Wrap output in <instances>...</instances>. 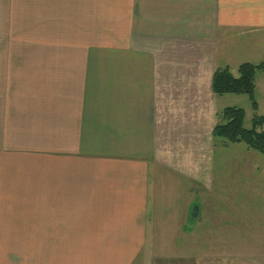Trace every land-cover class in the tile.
<instances>
[{"label": "crops", "instance_id": "obj_1", "mask_svg": "<svg viewBox=\"0 0 264 264\" xmlns=\"http://www.w3.org/2000/svg\"><path fill=\"white\" fill-rule=\"evenodd\" d=\"M0 42V264H223L211 81L264 63V0H0Z\"/></svg>", "mask_w": 264, "mask_h": 264}, {"label": "rangeland", "instance_id": "obj_2", "mask_svg": "<svg viewBox=\"0 0 264 264\" xmlns=\"http://www.w3.org/2000/svg\"><path fill=\"white\" fill-rule=\"evenodd\" d=\"M13 44L19 45L20 43L0 42V48L12 47ZM235 74L237 73L235 72ZM262 91L264 89L259 85L257 89L258 97H255L256 100L261 98ZM218 104L222 108L227 106L242 108L245 111L244 125L247 128L250 127L254 112L251 108L248 95H227L223 99H220ZM256 112L259 115H264L263 103L260 104ZM263 127L264 124L257 129L260 130ZM218 140L216 142H220L221 145L215 143L210 154L211 180L209 190L205 189L204 192L202 189L200 191L195 190L194 204L195 206L199 205L201 209L203 205L205 206L210 216L208 217L211 221L210 226H214V229L211 230V237H215V241H219L221 235L220 244L222 242L223 245H221L223 247L225 243L226 247L228 246L224 249L226 250L224 251L225 256H220L223 264H259L256 261L263 263V247L247 248L245 246L247 243L251 244L250 242L254 241L258 242L260 246H264L262 241L255 240L261 236L257 234V226L264 225V174H262L264 166L262 165V169H259L260 174L256 175V182H253L251 178L248 179L245 175L240 176L241 169L237 168L236 162L242 161L244 167L256 164V162L264 164V156L254 150L248 149L244 143H229L222 138H218ZM252 171H254L253 167ZM218 209H222L224 213L228 209L233 211L228 215V225L221 224L219 226V217L217 219L211 217ZM234 209L236 211L235 217H233ZM201 211L203 212V210ZM220 219H223V217ZM214 220H217L218 226L212 224ZM243 244L244 247L242 246ZM198 253L201 257L196 259L195 264H219V260H214V257L210 259L202 257L203 252L201 250H198ZM254 258L256 261H254ZM187 261V258H180L177 263L187 264Z\"/></svg>", "mask_w": 264, "mask_h": 264}, {"label": "trees", "instance_id": "obj_3", "mask_svg": "<svg viewBox=\"0 0 264 264\" xmlns=\"http://www.w3.org/2000/svg\"><path fill=\"white\" fill-rule=\"evenodd\" d=\"M264 70V63L244 62L237 67L234 75L228 67L217 68L212 76L211 89L216 95L245 94L249 96L254 112L249 128L245 127V111L240 107L229 106L218 113L219 123L212 129V135L229 143H244L251 150L264 156V115L257 114L258 104L254 98L255 79Z\"/></svg>", "mask_w": 264, "mask_h": 264}]
</instances>
